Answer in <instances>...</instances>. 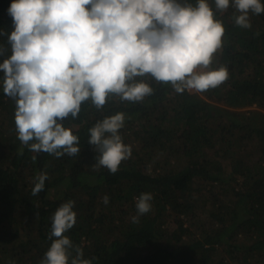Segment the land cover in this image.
Wrapping results in <instances>:
<instances>
[{"label": "trees", "instance_id": "16d2710c", "mask_svg": "<svg viewBox=\"0 0 264 264\" xmlns=\"http://www.w3.org/2000/svg\"><path fill=\"white\" fill-rule=\"evenodd\" d=\"M12 3L0 0L6 49L0 63L11 54ZM234 11L216 13L226 32L209 68L226 66V82L177 94L145 76L137 79L154 92L142 102L110 94L98 111L85 101L78 118L63 121L80 137L75 157L25 148L17 139L15 101L0 83V264H40L51 245V217L68 200L75 201L77 223L67 235L93 264H215L219 252L226 264H264V13L242 29ZM120 112L132 156L115 174L96 170L99 153L88 130ZM41 171L49 179L33 196ZM145 192L153 195L152 209L133 223L135 198Z\"/></svg>", "mask_w": 264, "mask_h": 264}, {"label": "clouds", "instance_id": "9594fccd", "mask_svg": "<svg viewBox=\"0 0 264 264\" xmlns=\"http://www.w3.org/2000/svg\"><path fill=\"white\" fill-rule=\"evenodd\" d=\"M13 0L8 9L14 30L7 37L11 54L0 63L4 95L15 101L17 139L29 151L59 159L80 154V137L63 121L78 118L91 100L100 111L110 94L142 102L154 92L138 80L151 76L177 94L204 93L229 79L226 66L207 70L223 47L225 26L217 12L234 11V22L252 27L264 13L261 0ZM5 35H7L5 33ZM6 49L0 45V56ZM125 113L105 117L89 128L88 143L99 153L93 167L117 173L132 148L123 141ZM23 154V153H21ZM36 155L32 159L36 160ZM49 179L34 177L32 195ZM109 196L103 203H109ZM153 195L135 198L133 223L152 209ZM74 200L51 217V245L40 264H93L67 235L77 223Z\"/></svg>", "mask_w": 264, "mask_h": 264}, {"label": "rangeland", "instance_id": "374dc122", "mask_svg": "<svg viewBox=\"0 0 264 264\" xmlns=\"http://www.w3.org/2000/svg\"><path fill=\"white\" fill-rule=\"evenodd\" d=\"M226 257L227 256L225 254H221V252H219L218 254L216 253L215 264H226Z\"/></svg>", "mask_w": 264, "mask_h": 264}]
</instances>
